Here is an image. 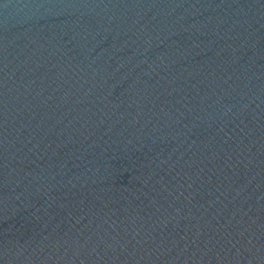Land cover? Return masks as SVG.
<instances>
[{"label": "water", "instance_id": "water-1", "mask_svg": "<svg viewBox=\"0 0 264 264\" xmlns=\"http://www.w3.org/2000/svg\"><path fill=\"white\" fill-rule=\"evenodd\" d=\"M0 264H264V0H0Z\"/></svg>", "mask_w": 264, "mask_h": 264}]
</instances>
